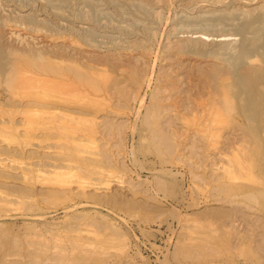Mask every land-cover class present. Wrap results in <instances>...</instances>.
<instances>
[{"label":"rangeland","instance_id":"374dc122","mask_svg":"<svg viewBox=\"0 0 264 264\" xmlns=\"http://www.w3.org/2000/svg\"><path fill=\"white\" fill-rule=\"evenodd\" d=\"M128 1L0 0V57L9 63L8 71L0 75V122L4 123V127L0 124V264H264V134L246 133L247 125L255 127L254 123L234 119L215 126L188 115L196 111L194 102L207 104L208 92L213 91L211 65L225 58L234 61L236 50L249 44L252 36L264 38V24L253 21L261 11H254L255 3L264 8V0ZM236 4L244 5L242 10L251 5L248 9L253 12L243 10L248 16H241ZM201 32L209 35L205 46L197 41ZM220 33L232 39L225 48L228 45L233 52L216 41ZM180 42H187L188 52L181 57ZM195 44L208 45L202 49L212 55L194 54L190 50ZM220 44L222 51H215ZM216 52L222 53L215 57ZM94 56L100 64L109 60L108 66L121 65L129 72L125 76L139 83H123L125 79L116 77L121 88L101 77L104 83L109 81L106 94L99 93L103 99L94 96L96 105L81 102L93 95L72 89L73 61L88 72L89 63H96ZM227 59L223 64L231 63ZM104 63L96 70L106 68ZM99 76L95 80L100 83ZM22 78L38 80V86L44 78L52 81V95L36 97L40 104L31 102L41 92L35 85L36 89L26 88L29 94L10 100L12 89H22ZM137 95L143 97L141 107ZM155 100L159 117L146 118L147 124L144 117ZM204 102L201 107L207 110ZM27 104L32 108L27 118L36 122L33 128L22 126V113L12 117L20 125H8L9 115L4 114ZM181 115L188 118L181 120ZM208 124H213L212 132L221 126L212 137ZM13 127L19 128L21 140ZM204 127L210 134L198 130Z\"/></svg>","mask_w":264,"mask_h":264},{"label":"bare ground","instance_id":"6f19581e","mask_svg":"<svg viewBox=\"0 0 264 264\" xmlns=\"http://www.w3.org/2000/svg\"><path fill=\"white\" fill-rule=\"evenodd\" d=\"M132 1V0H131ZM130 0L128 1V2H131ZM168 2H169V0H167ZM166 1V2H167ZM203 1H205V0H203ZM209 1V0H208ZM212 3H220V2H222V0H210ZM210 1H209V3H210ZM230 1H234V3L237 1H235V0H230ZM259 1V0H258ZM111 2H112V0H111ZM138 2V1H137ZM141 2V1H140ZM145 2V1H144ZM189 2H190V0H189ZM188 2V3H189ZM224 2V1H223ZM222 2V4H224ZM260 2V1H259ZM170 3V2H169ZM191 3H193V1L191 2ZM195 3V2H194ZM198 3H202V2H199L198 1ZM205 3V2H204ZM250 2H248V4H249ZM262 3V2H261ZM140 4V3H139ZM146 4V3H145ZM208 4V3H207ZM245 4V3H244ZM142 6H143V4H141ZM187 5H189V4H187ZM212 5V4H211ZM220 5V4H219ZM239 5V4H238ZM255 5L257 6V8H254V6H253V8H254V11H255V9H256V11H257V9H260L261 11H259L260 13H257V15H254L253 16V21L254 22H256V23H259V24H264V11H263V6H261L260 5V3H259V5H257V2L255 3ZM264 5V4H263ZM194 6H196V4L194 5ZM203 6H205L204 4H203ZM209 6V5H208ZM228 6V5H227ZM231 6H232V4H231ZM244 5H242V7H243ZM255 6V7H256ZM168 7V6H167ZM206 7V6H205ZM218 7H221V6H218ZM235 7V6H234ZM236 7L237 8H239V6H237V4H236ZM235 7V8H236ZM242 7H240L239 8V10H241V11H245V13L246 14H248V13H251V12H253L252 10H249L248 8L249 7H251V5L249 6V7H247V10L246 9H241ZM169 8V7H168ZM203 8V7H202ZM223 8V7H222ZM226 8V7H225ZM245 8V7H244ZM215 9V8H214ZM230 9H233V7H231ZM230 9H226V10H230ZM225 10V12H227ZM235 10L236 9H234V12H232V13H235ZM238 10V9H237ZM213 11V10H212ZM216 11V10H215ZM214 11V12H215ZM231 11V10H230ZM230 11H229V13H230ZM241 11H238V12H240V14H241ZM244 11H243V13H244ZM211 12V11H210ZM212 13V12H211ZM223 13V15H224V11L222 12ZM237 13V12H236ZM235 13V14H236ZM242 13V14H243ZM244 13V15H242L241 14V16H246V14ZM228 14V13H227ZM235 14H233V15H235ZM207 15V14H206ZM208 15H209V13H208ZM211 16H210V18L212 17V15L213 14H210ZM216 15H218V14H215L214 15V17H215V20L216 21H219L218 19H216V17H218L219 15H220V17H221V11H220V14L218 15V16H216ZM237 15V14H236ZM236 15H235V17H236ZM251 15V14H250ZM248 16V15H247ZM246 16V17H247ZM203 17V16H202ZM230 17L232 18H234V16H231V14H230ZM251 17H252V15H251ZM208 18V17H207ZM207 18H206V20H207ZM225 18L228 20V18L225 16ZM231 18H229V19H231ZM237 18H238V16H237ZM239 18L241 19H243V17H240L239 16ZM239 18L237 19V20H239ZM199 19V18H198ZM214 19V18H213ZM235 20H236V18H234ZM241 19V20H242ZM247 19V18H246ZM200 20H202V19H200ZM203 20H205V18L203 19ZM226 20V21H227ZM234 20V21H235ZM222 22H223V19L221 20ZM232 21H233V19H232ZM250 21V20H249ZM225 22V21H224ZM224 22L221 24V23H219V24H221V25H223L224 24ZM227 22H229V20L227 21ZM231 22V21H230ZM229 22V23H230ZM239 22V21H238ZM241 22V21H240ZM239 22V23H240ZM244 22V21H243ZM215 23H217V22H215ZM231 23H234V22H231ZM238 23V24H239ZM242 23V22H241ZM252 23V22H251ZM202 24V23H201ZM204 24V23H203ZM235 24V23H234ZM234 24H232V26L234 25ZM248 24V23H247ZM254 24V23H253ZM209 25H210V22H209ZM212 25V24H211ZM249 25V24H248ZM258 25V24H257ZM261 25H259V26H261ZM218 26V25H217ZM217 26H215V28L217 27ZM235 26H238L237 24H235ZM234 26V27H235ZM250 26H252V27H254L252 24L250 25ZM256 26V25H255ZM264 26V25H263ZM247 27V26H246ZM249 27V26H248ZM251 27V28H252ZM214 28V27H213ZM219 28V27H218ZM240 28H242L241 26H240ZM257 28V27H256ZM260 28L261 27H259V30H260ZM222 29V28H221ZM234 29V28H233ZM235 29H237V28H235ZM246 29V28H245ZM253 29V28H252ZM262 29H263V27H262ZM210 30V29H209ZM228 30V29H227ZM239 30H241V29H239ZM247 30V29H246ZM245 30V33L246 34H249V33H247L248 31H246ZM248 30H250V32L252 31V32H254L253 30H251L250 29V27H249V29ZM258 30V31H259ZM236 31V30H235ZM238 32V31H237ZM243 32V31H242ZM252 32L250 33L251 34V36L252 35H254V34H252ZM264 32V30L262 31L261 30V33H263ZM202 33V32H201ZM200 33V34H201ZM205 33H207V32H205ZM205 33H202V35H200L199 34V36H201L197 41H199L200 43V45H202V46H205V42H204V40H207V38L209 37V35L207 34H205ZM222 33V32H221ZM220 33V34H221ZM256 33H257V31H256ZM218 34V33H217ZM227 34H229L228 32H227ZM227 34H221L220 36H218L217 37V39H216V41H219V42H222L221 44H222V46H224L223 48H225V44H228V42H230L231 40L228 38V35ZM231 34L232 33H230V36H231ZM234 34V33H233ZM232 34V35H233ZM236 34V33H235ZM234 34V35H235ZM242 34H244V32L242 33ZM264 34V33H263ZM211 35H212V32H211ZM256 35V34H255ZM254 35V36H255ZM258 36H259V34H257ZM216 36V35H215ZM229 36V37H230ZM240 36V35H239ZM242 36V35H241ZM244 37V36H243ZM243 37H241V39L243 38ZM245 37H250V36H248V35H245ZM256 37V36H255ZM263 37V36H262ZM214 38V37H213ZM252 39H253V36L251 37ZM250 38V40H251V42L249 41V44H243L242 43V47L241 48H239L238 49V44L236 45L235 43L233 44L234 45V47H236L238 50H236V52H235V48L233 49L232 48V46H231V48L234 50V52L236 53V55H235V59H233L234 61H232L231 62V60H228L227 58H225V59H227L228 61H230L231 63L228 65H225V64H223V61L225 60H222V63H216V64H212L211 65V68H209L211 71H209L208 70V73H209V76L211 77V79L210 80H212V82H213V84H212V82L210 81L209 83H211V85H212V87H213V91L212 92H214L213 94H211V96H209L210 95V93H212L211 91L210 92H208V94L209 95H207V100H205V101H207V104H205V102H204V105H206L205 106V108L207 107V110L206 109H204V110H206L207 112L205 113V111H203L202 112V103L203 102H200V103H195L194 102V104H196L195 106H196V108L194 109L193 107V109L194 110H196V111H193V112H191L190 110H188L189 112H191V114L189 113L188 115L189 116H191V120L193 119V120H196V121H198V120H200V119H202V120H200V121H209V122H211V123H213L214 122V124H215V126L217 125L216 123H218L219 122V124H220V122H222V124H223V121L224 122H232L234 119H237L238 121H241L242 122V124L244 123V124H249L250 125V123H254V124H256V126L255 127H248V125H247V129L245 128V130H248V131H246V133L249 135V136H262L263 134H264V38H259L260 39V41L259 40H256V38H254L253 40H255V41H253L252 39ZM88 39V38H87ZM244 39V38H243ZM242 39V40H243ZM246 40H248L247 38H245ZM258 39V38H257ZM89 41L91 40V39H88ZM93 40V39H92ZM209 40V39H208ZM213 40V39H212ZM211 40V41H212ZM215 40V39H214ZM230 40V41H229ZM245 40V42H247ZM88 41V42H89ZM111 41V40H110ZM109 41V42H110ZM195 41V40H194ZM226 41H228V42H226ZM244 41V40H243ZM254 43H253V42ZM91 42V41H90ZM213 42V41H212ZM94 42H92V44H93ZM185 44H187V42H184ZM184 43H182L181 44V42H180V45L177 47V53H178V55H180V57L181 56H183L184 54L183 53H186L187 51V49H186V46L184 45ZM194 42H192V44H193ZM196 44L198 43V42H195ZM250 43H252V44H250ZM109 44V43H108ZM188 44H189V41H188ZM195 44V45H196ZM207 44V43H206ZM212 44V43H211ZM210 44V45H211ZM221 44H220V46H221ZM230 44V43H229ZM102 45V44H101ZM104 45H105V43H104ZM189 45H191V44H189ZM199 45V46H200ZM236 45V46H235ZM115 46H117V45H115ZM123 46V45H122ZM199 46L197 47V45L194 47V46H192V48H191V52H193L194 54H196V55H198V56H204V55H207L208 54V52H207V54H206V52H204L203 51V49H207V47H208V45H206V48L205 47H202L201 48V46H200V48H199ZM217 46H219V45H217ZM219 46V47H220ZM222 46H221V48H219V47H217V49H215V51L216 50H218V51H222ZM227 46V48H225V49H228L229 47H228V45H226ZM230 46V45H229ZM240 46V45H239ZM111 47V46H110ZM188 47V46H187ZM209 48V47H208ZM219 48V49H218ZM95 49V48H94ZM221 49V50H220ZM225 49H223V51L225 50ZM209 50H212V49H209ZM208 50V51H209ZM176 51V50H175ZM186 51V52H185ZM214 51V52H215ZM226 51H229V53L230 52H233L231 49L229 50H226ZM225 51V52H226ZM118 52V51H117ZM210 52V51H209ZM188 53V52H187ZM222 53V52H221ZM221 53H219V52H216V53H213V56H215L216 57V54L218 55V56H220V54ZM176 54V53H175ZM174 54V55H175ZM182 54V55H181ZM232 54V53H231ZM177 55V54H176ZM208 55H212V53H209ZM223 55V54H222ZM232 55H234V53L232 54ZM81 56H82V54H81ZM223 56H226V55H223ZM222 56V57H223ZM86 57V56H85ZM97 56H94V61L96 60L95 58H96ZM106 57H108V55L106 56ZM105 57V58H106ZM254 57V58H253ZM33 58H35V57H33ZM39 59H43L42 57H38ZM81 58H83V57H81ZM92 57H90V59H91ZM104 58V59H105ZM200 58V57H199ZM207 58H208V56H207ZM230 58H232V57H230ZM229 58V59H230ZM86 59V58H85ZM103 59V58H102ZM103 59V60H104ZM214 59V58H213ZM216 59V58H215ZM220 59V58H219ZM106 60V59H105ZM104 60V61H105ZM227 60L225 61V62H227ZM87 61L88 62H90V61H93V59L92 60H90L89 61V59H88V57H87ZM99 61H101L100 59H99ZM99 61H95L96 63L94 64V62H91V63H89V65H90V69L91 70H87L88 72H85L82 68H80L79 66H77L78 64H76L75 63V61H73V73H74V78H75V83L74 84H72V85H74V86H72V89L73 90H75L76 92H79V93H81V94H83L84 93V95L86 94V95H89V93H90V95L92 96L93 95V98H91V96H90V100H89V98H88V100H87V98L85 97L84 99H83V101H81V102H85V101H89L91 104H94V105H96L97 103V100H94V96H97L98 98H100V97H102V99H103V96H100V94L101 93H105L106 94V92H107V83L111 80L112 81V85L114 84H116L115 86H122V83H120V82H118V80H120L119 78H116V77H120V78H123L122 80H124V82L123 83H128L127 81H131L132 82V84H134V85H136V83L138 82V81H136V80H133V79H131L130 77H128V76H125V74L126 73H129V72H127V71H125L123 68L124 67H122L121 65H119V66H116V65H112V66H108V65H110V64H108V61L109 60H106L105 62H107V65H106V63H104L103 61V63L105 64V66H107L108 67V70H105L106 68H104V66L101 68L102 70H104V72H101L102 70H96V68L98 69L99 68V66L101 65H103V63L101 62V64L99 63ZM218 62H219V60H218ZM221 62V61H220ZM100 64V65H99ZM114 64V63H113ZM223 64V65H222ZM9 63L8 62H6L4 59H2L1 57H0V75L1 74H4L6 71H8V69H9ZM118 65V64H117ZM100 66V67H101ZM125 66H127L126 65V63H125ZM95 68V69H94ZM104 68V69H103ZM109 68H110V72H109ZM125 69H127V67H125ZM131 69V68H130ZM135 70H136V68H135ZM91 71V72H90ZM92 71H93V73H92ZM131 71V70H130ZM134 71V70H133ZM124 72H126L125 74H124ZM139 72V71H138ZM210 72H211V75H210ZM101 73V74H100ZM104 73H107V74H104L105 76H99V75H103ZM109 73V74H108ZM131 73V72H130ZM140 73H141V75L140 76H143L142 75V72L140 71ZM169 74H170V72H168ZM174 73V72H173ZM207 73V72H206ZM135 74V73H134ZM132 75V76H135V75ZM137 74V73H136ZM164 74V73H163ZM162 74V75H163ZM198 74H200V73H198ZM205 74V73H204ZM93 75H94V77H93ZM99 76L98 78L100 79V80H102V78H103V80L105 79V77H106V79H108L105 83H104V81H103V86H100V83L102 82H100L99 83V81H96L95 79V77L96 76ZM120 75H122V76H120ZM127 75V74H126ZM161 75V74H160ZM162 75H161V77H162ZM166 75H167V73H166ZM201 75V74H200ZM206 79H208L209 78V76H208V74H206ZM102 77V78H101ZM136 77V76H135ZM159 77V76H158ZM168 77V76H167ZM170 77V76H169ZM175 77V76H174ZM143 78V77H142ZM145 78V77H144ZM166 78V77H165ZM164 78V79H165ZM149 79H150V77H149ZM157 79V78H156ZM155 79V80H156ZM159 79V78H158ZM168 79V78H167ZM173 79V78H172ZM190 79V78H189ZM48 80V79H47ZM47 80H45V78H44V80H41L40 81V84L41 85H36L35 83H38L39 81L37 80V82H34V83H31V80L30 79H24V78H22L21 80H20V82H19V86H20V88H22L21 90H19V91H17L16 89H12L11 90V88H10V90L12 91V93L10 94L9 93V95H10V97H9V99L10 100H16L15 98H21V97H24V96H22V95H27V94H29V93H27V89L26 88H28V89H36L37 87H35V85L36 86H38V89H41V90H39V91H41L40 93H36L35 91V93L36 94H34L33 96L34 97H32L33 99H30V101L32 102L33 101V103L34 102H38V104H40L39 102V99H44L45 98V96H51L52 95V91H51V89H49V85H54V83L52 82V81H47ZM142 81H143V79H141ZM36 81V80H35ZM126 81V82H125ZM160 81V80H159ZM158 81V82H159ZM162 81H163V79H162ZM200 81V80H199ZM33 82V81H32ZM204 82V81H203ZM202 82V83H203ZM26 83H28V84H26ZM120 83V84H119ZM139 83V82H138ZM148 83V82H147ZM164 83V82H163ZM166 83V82H165ZM164 83V85H170L169 83H166L165 84ZM201 83V82H200ZM111 84L109 85V86H111ZM162 84V83H161ZM161 84H159V86L161 85ZM172 84V83H171ZM175 84V83H174ZM33 85H34V87H33ZM102 85V84H101ZM124 85V84H123ZM139 85V88H141L142 86L140 85V84H138ZM156 85H157V83H156ZM203 85L205 86V84L203 83ZM207 85V84H206ZM117 86V87H118ZM132 86V85H131ZM130 85H129V87H131ZM149 85H147V87H148ZM154 86V85H153ZM152 86V87H153ZM162 86V85H161ZM170 86H172V85H170ZM197 86H198V84H197ZM202 86V85H201ZM116 87V88H117ZM129 87H128V89H129ZM158 87V86H157ZM157 87H154L155 89L157 88ZM167 87V86H166ZM179 87V86H178ZM178 87H176V89L178 88ZM208 87V86H207ZM207 87H205L207 90H208V88ZM116 88H114V90L116 89ZM122 88V87H121ZM137 88H138V86H137ZM168 88V87H167ZM172 90H174V86H172ZM205 88H203L204 90H205ZM111 89V88H110ZM154 89V90H155ZM158 89V88H157ZM163 89H165V87H163ZM162 89V90H163ZM136 90V89H135ZM139 90H141V89H137V92L139 91ZM166 90V89H165ZM198 90V89H197ZM200 90V89H199ZM210 90V89H209ZM38 91V90H37ZM106 91V92H105ZM124 90L122 89V92H123ZM128 91V90H127ZM196 91V90H195ZM135 92V91H134ZM133 92V93H134ZM136 92V93H137ZM156 93H158L157 91H155ZM180 91H178V93H179ZM197 92V91H196ZM204 92V91H203ZM207 92H206V94H207ZM100 93V94H99ZM128 93V92H127ZM198 93H199V91H198ZM38 94V95H37ZM39 94H41L40 96H39ZM113 94V93H112ZM111 94V95H112ZM135 94V93H134ZM140 94V93H139ZM151 94L152 93H150V96H151ZM205 94V93H204ZM30 95H32V94H30ZM104 95V94H103ZM109 95V94H108ZM114 95V94H113ZM129 95V94H128ZM136 95V94H135ZM152 95H154V94H152ZM179 95V94H178ZM188 95H189V93H188ZM191 95V94H190ZM189 95V96H190ZM200 95V94H199ZM199 95H197V96H199ZM202 95V94H201ZM200 95V96H201ZM212 95H216V97H214V96H212ZM115 96H116V94H115ZM125 97H126V94L124 95ZM143 96V95H142ZM172 96V95H171ZM170 96V97H171ZM176 96V95H175ZM180 96V95H179ZM179 96H177V97H179ZM187 96V95H186ZM186 96H185V100L187 99L186 98ZM193 95H191V97H192ZM195 96V95H194ZM204 96V95H203ZM206 96V95H205ZM205 96H204V98H205ZM36 97H41V98H36ZM42 97H44V98H42ZM111 97V96H110ZM153 96H151V98H152ZM158 97H160V96H158ZM190 97V98H191ZM202 97V96H201ZM213 97V98H212ZM112 98V97H111ZM114 98V97H113ZM116 98V97H115ZM137 98H138V95H137ZM168 98H169V96H168ZM195 97H193V100L194 101H196L197 102V99L199 98H197V99H194ZM212 98V99H211ZM81 99V100H82ZM86 99V100H85ZM101 99V98H100ZM107 99V98H106ZM109 99V98H108ZM158 99V98H157ZM156 99V100H157ZM172 99V98H171ZM170 99V100H171ZM180 99H182L183 100V98L181 97ZM180 99H179V101H180ZM202 99V98H201ZM19 100V99H18ZM29 100V99H28ZM138 100H139V104H140V107H141V105L143 104V97H139L138 98ZM152 100V99H151ZM156 100L153 102L154 104H151V107H150V110L151 111H148V116L146 115H144L143 117L145 118V121H146V118L149 120V119H154L157 115H158V117H159V110H158V106L157 105H155L156 104ZM166 100H167V97H166ZM170 100H168V101H170ZM175 100V99H174ZM181 100V101H182ZM185 100H183V101H185ZM189 100H192V99H189ZM188 100V101H189ZM199 100V99H198ZM158 101V100H157ZM161 101V100H160ZM177 101H178V99H177ZM12 102V101H11ZM15 102V101H14ZM21 102V101H20ZM172 101H170V103H171ZM193 102V101H192ZM13 103V102H12ZM35 103V104H36ZM173 103V102H172ZM180 103V102H179ZM181 103H183V102H181ZM187 103V100H186V102H185V104ZM20 104V103H19ZM29 104H30V102H29ZM29 104H27L26 106H20L19 108H15L14 106V108L12 107L8 112H7V114L5 113L4 115H9V123H7V121H6V123L8 124V125H13V124H16L17 122H15V121H13L12 120V117H13V119H14V116H16L15 114H17V113H22V115H23V117L22 118H20L19 120L20 121H22L21 122V124H22V126L24 125V127H25V125L27 126V125H29L28 126V128H30V129H32L33 128V126H32V124L33 123H36V122H34L33 120H31V118L29 119V118H27V112L29 113L31 110H32V108H30L31 106H29ZM42 104V106H43V103H41ZM99 104V103H98ZM100 104H101V102H100ZM138 104V105H139ZM164 104V103H163ZM187 104H189V103H187ZM193 104V103H192ZM16 105V104H15ZM158 105H159V103H158ZM160 105H162V104H160ZM172 105V104H171ZM19 106V105H18ZM45 106V105H44ZM93 106V105H92ZM101 106H102V104H101ZM150 106V105H149ZM158 108H157V107ZM166 106V105H165ZM164 106V107H165ZM173 106V105H172ZM176 106V105H175ZM183 106V105H182ZM190 106V105H189ZM192 106V105H191ZM194 106V107H195ZM98 107H99V105H98ZM97 106H96V108H98ZM140 107H138V109L140 108ZM145 107H148L147 105L145 106ZM167 107V106H166ZM174 107V106H173ZM185 107V106H184ZM184 107H182L183 109H184ZM201 107V108H200ZM96 108L94 109V111L96 110ZM100 108V107H99ZM102 108V107H101ZM100 108V109H101ZM157 108V110H158V112H157V114L155 113L156 112V109ZM175 108V107H174ZM178 108V107H177ZM177 108H176V110H177ZM181 108V109H182ZM198 108H200V110H198ZM126 110H127V108H125ZM137 109V110H138ZM145 109H147V108H144V111H145ZM171 109V108H170ZM169 109V110H170ZM180 109V108H179ZM183 109H182V111H183ZM189 109H191V107L189 108ZM99 110V109H98ZM97 110V111H98ZM131 110H132V108H131ZM149 110V109H148ZM162 110H164V109H162ZM165 110H168V108L167 109H165ZM164 110V111H165ZM172 110V109H171ZM185 110V109H184ZM100 111V110H99ZM98 111V112H99ZM139 111V110H138ZM147 111V110H146ZM145 111V112H146ZM178 111V110H177ZM188 111H186V112H188ZM96 112V111H95ZM130 112V111H129ZM137 112V111H136ZM123 113V112H122ZM139 113V112H138ZM138 113H136V116L138 115ZM162 114H163V112H161ZM161 113H160V115H161ZM171 113V112H170ZM175 113V115H177V113H176V111L174 112ZM173 113V114H174ZM181 113V112H180ZM180 113H179V115H180ZM97 114V113H96ZM182 114V113H181ZM184 114V113H183ZM19 114H17V116H18ZM22 115H20V116H22ZM60 115V114H59ZM64 116H65V114H63ZM62 115V116H63ZM75 115V114H74ZM119 115V114H118ZM186 115V114H185ZM61 116V117H62ZM63 116V117H64ZM67 116V115H66ZM77 116V115H76ZM127 116V115H126ZM164 116H165V114H164ZM173 116V115H172ZM60 117V116H59ZM62 117V118H63ZM69 117H71L70 115H69ZM138 117V116H137ZM167 117H169V116H167ZM166 117V118H167ZM1 118H2V116H1ZM6 118V117H5ZM176 118H177V116H176ZM175 118V119H176ZM187 119L188 118V116H184L183 117V115H181L180 116V119L181 120H183V119ZM7 119V118H6ZM151 119V120H152ZM169 119H171V118H169ZM169 119H167V120H169ZM172 119H174L173 117H172ZM189 119V120H190ZM80 120V119H79ZM84 120V119H83ZM85 120H87V119H85ZM84 120V121H85ZM136 120V119H135ZM150 120V121H151ZM158 120V119H157ZM177 120V119H176ZM4 121V120H3ZM13 121V122H12ZM64 121V120H63ZM88 121H89V119H88ZM140 121V120H139ZM156 121V120H155ZM159 121V120H158ZM175 121V120H174ZM195 121V122H196ZM79 122V121H78ZM91 122V121H90ZM107 122V121H106ZM166 122V121H165ZM168 122V121H167ZM166 122V123H167ZM170 122V121H169ZM168 122V123H169ZM11 123V124H10ZM92 123V122H91ZM143 123H144V121H143ZM146 123L148 124L149 122H147L146 121ZM145 123V124H146ZM152 124H153V121L151 122ZM159 123V122H158ZM0 124H1V122H0ZM17 124H19L20 125V123H17ZM56 124H58V123H56ZM151 124V126L152 127H154V125H152ZM154 124H155V122H154ZM193 124V123H192ZM195 124V123H194ZM3 125H4V123H3ZM2 124H1V126H3ZM105 125H107V124H105ZM208 125H211V124H208ZM213 125V124H212ZM212 125L211 126H209V128L211 127V129H209L208 127H207V129H209V130H211V135H208L209 137H212V136H214L213 135V132L215 131V128H216V130H218L221 126H219V127H215L214 128V126H213V132H212ZM228 125V124H227ZM252 125V124H251ZM250 125V126H251ZM10 126V127H11ZM18 126V125H17ZM32 126V127H31ZM56 126H59V124L58 125H56ZM4 127V126H3ZM6 127V126H5ZM8 127L9 126H7V129H8ZM21 127V126H20ZM23 127V128H24ZM61 127V126H60ZM12 128V127H11ZM10 128V130H12ZM27 127H26V130H25V134L28 132V134H29V129H28ZM36 128H39V127H36ZM58 128V127H57ZM91 128V127H90ZM156 128V127H155ZM205 128L206 127H204L203 129H198V130H201L202 132H205L206 133V131H204L205 130ZM218 128V129H217ZM13 129H15V131H16V133H17V130L19 129H17V127H13ZM17 129V130H16ZM25 129V128H24ZM28 129V130H27ZM92 129V128H91ZM206 129V130H207ZM222 129V128H221ZM37 130V129H36ZM35 130V131H36ZM155 129H153V131H154ZM197 130V131H198ZM14 131V130H13ZM32 131V130H31ZM91 131V130H90ZM94 131V130H93ZM196 131V130H195ZM220 131V130H219ZM206 133V135L207 134H210V133ZM9 133V132H8ZM11 133H13V132H11ZM11 133H9V135L11 136ZM15 133V132H14ZM19 133V132H18ZM17 133V134H18ZM31 133V132H30ZM198 133V132H197ZM242 133H243V131H242ZM245 133V132H244ZM17 134H16V136H17ZM28 134H26V135H28ZM195 134H196V132H195ZM198 134H200V133H198ZM258 134V135H257ZM262 134V135H261ZM14 135V134H13ZM19 135V134H18ZM21 135V134H20ZM20 135H19V138H20ZM24 135V134H23ZM244 135V134H243ZM25 136V135H24ZM30 136V135H29ZM199 136V135H198ZM14 137V136H13ZM12 137V138H13ZM22 137V136H21ZM26 137V136H25ZM25 137H24V139H25ZM32 137V136H31ZM202 137H203V135H202ZM207 137V136H206ZM11 138V137H10ZM16 138V137H15ZM14 138V139H15ZM30 137H28V139H29ZM208 138V137H207ZM24 139H23V141H24ZM203 139H205V138H203ZM19 140H21V138L19 139ZM11 141H12V139H11ZM14 141V140H13ZM15 142V141H14ZM20 142V141H19ZM18 142V143H19ZM29 141H27L26 139H25V141L24 142H22V144L23 143H28ZM11 143V142H10ZM204 143V142H203ZM205 143L207 144V141H206V139H205ZM210 143V142H209ZM21 144V143H20ZM30 144V143H29ZM211 145H213L212 143H211ZM215 145V144H214ZM214 145H213V148H214ZM21 146V145H20ZM26 146V145H25ZM19 147V146H18ZM13 148V147H12ZM21 148V147H20ZM209 148V147H208ZM210 148H211V146H210ZM212 148V149H213ZM11 150V149H10ZM21 150V149H20ZM206 150V149H205ZM208 150V149H207ZM9 151V150H8ZM5 152V151H4ZM4 152H2V153H4ZM1 153V152H0ZM9 153V152H8ZM7 153V154H8ZM15 153V152H14ZM23 153V152H22ZM29 153V152H28ZM15 154H17L18 155V153H15ZM6 155V154H5ZM13 155V154H12ZM23 155V154H22ZM1 156H3V155H1ZM8 156H9V154H8ZM15 156V155H14ZM24 156H27V155H24ZM7 157V156H6ZM13 157V156H12ZM11 157V158H12ZM30 157V156H29ZM19 158H20V156H19ZM18 158V159H19ZM30 158H32V157H30ZM29 158V159H30ZM7 159V158H6ZM10 159V158H9ZM8 159V160H9ZM24 158H22V160H23ZM1 161L3 160V159H0ZM27 160V159H26ZM4 161H6V160H4ZM17 161V160H16ZM21 161V160H20ZM12 163V162H11ZM30 163V162H29ZM23 164V163H22ZM32 165H33V163H32ZM53 165V164H52ZM51 165V166H52ZM55 165V164H54ZM25 166V165H24ZM28 166H30V165H28ZM33 166H35V165H33ZM42 167V166H41ZM55 167V166H54ZM59 168V167H58ZM27 169H29V167L27 168ZM31 169V168H30ZM29 169V170H30ZM36 169V168H35ZM37 170H38V167H37ZM41 170V169H40ZM54 170V169H53ZM58 169H56V171H57ZM33 171V170H32ZM35 171V170H34ZM55 171V172H56ZM59 171H60V169H59ZM58 171V172H59ZM25 172H26V170H25ZM38 172H41V171H38ZM42 172H43V170H42ZM47 172V171H46ZM50 172V171H49ZM52 172V171H51ZM54 172V171H53ZM52 172V173H53ZM26 173H29L28 171L26 172ZM25 173V174H26ZM22 174H24V172L22 173ZM24 174V175H25ZM23 175V176H24ZM38 175V174H37ZM27 176H30V175H27ZM30 178V177H29Z\"/></svg>","mask_w":264,"mask_h":264}]
</instances>
